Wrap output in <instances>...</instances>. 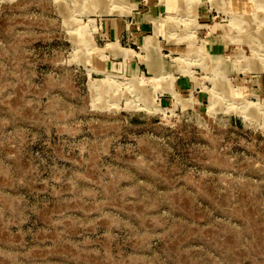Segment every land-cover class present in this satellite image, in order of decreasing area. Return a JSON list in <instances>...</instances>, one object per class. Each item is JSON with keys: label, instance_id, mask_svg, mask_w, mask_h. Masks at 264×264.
Returning <instances> with one entry per match:
<instances>
[{"label": "rangeland", "instance_id": "rangeland-1", "mask_svg": "<svg viewBox=\"0 0 264 264\" xmlns=\"http://www.w3.org/2000/svg\"><path fill=\"white\" fill-rule=\"evenodd\" d=\"M153 2L0 0V264H264V8Z\"/></svg>", "mask_w": 264, "mask_h": 264}, {"label": "crops", "instance_id": "crops-1", "mask_svg": "<svg viewBox=\"0 0 264 264\" xmlns=\"http://www.w3.org/2000/svg\"><path fill=\"white\" fill-rule=\"evenodd\" d=\"M144 1H145L146 4L148 2H151L152 3L151 5H149L150 8H153L154 7V4H155L153 2L154 0H134V2L135 3H138L137 5H139V6ZM132 10H134V7L132 8ZM104 27H105L104 29H105V32L107 33V35L110 38H112L113 40H115V39L118 40L120 38V36H122V34H123L122 33L123 32V26H122L121 22H119V20H117V19H106V21L104 22ZM127 27H128V25L124 27L125 31L127 30ZM133 38H137V37H134L133 36Z\"/></svg>", "mask_w": 264, "mask_h": 264}, {"label": "bare ground", "instance_id": "bare-ground-1", "mask_svg": "<svg viewBox=\"0 0 264 264\" xmlns=\"http://www.w3.org/2000/svg\"><path fill=\"white\" fill-rule=\"evenodd\" d=\"M250 3H252V2H255V0H248ZM224 2L227 4V5H229L230 7H232L233 8V6L232 5H235V4H238V3H240V4H246L247 3V0H224ZM258 2L260 3V5H261V8H264V0H258ZM241 7V6H240ZM242 8H244V7H241L240 9H242ZM254 13H255V11H254ZM256 14V13H255ZM258 37H263V34H259L258 35ZM256 40V39H255ZM151 41H150V39L148 38V39H145V44L146 45H148L149 43H150ZM248 61V60H247Z\"/></svg>", "mask_w": 264, "mask_h": 264}]
</instances>
